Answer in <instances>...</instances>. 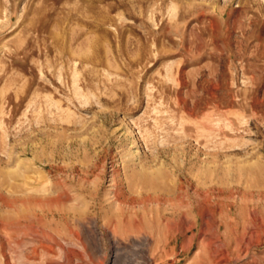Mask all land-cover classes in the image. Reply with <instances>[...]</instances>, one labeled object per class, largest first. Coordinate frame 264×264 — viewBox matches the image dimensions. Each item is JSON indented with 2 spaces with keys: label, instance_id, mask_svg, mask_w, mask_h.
Masks as SVG:
<instances>
[{
  "label": "rangeland",
  "instance_id": "obj_1",
  "mask_svg": "<svg viewBox=\"0 0 264 264\" xmlns=\"http://www.w3.org/2000/svg\"><path fill=\"white\" fill-rule=\"evenodd\" d=\"M0 264H264V0H0Z\"/></svg>",
  "mask_w": 264,
  "mask_h": 264
},
{
  "label": "bare ground",
  "instance_id": "obj_2",
  "mask_svg": "<svg viewBox=\"0 0 264 264\" xmlns=\"http://www.w3.org/2000/svg\"><path fill=\"white\" fill-rule=\"evenodd\" d=\"M38 233V232H37Z\"/></svg>",
  "mask_w": 264,
  "mask_h": 264
}]
</instances>
